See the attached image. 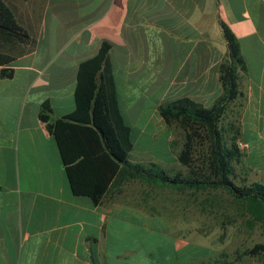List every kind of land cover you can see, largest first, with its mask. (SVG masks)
<instances>
[{"label":"crops","instance_id":"1","mask_svg":"<svg viewBox=\"0 0 264 264\" xmlns=\"http://www.w3.org/2000/svg\"><path fill=\"white\" fill-rule=\"evenodd\" d=\"M39 1L20 22L32 47L0 65V264H211L223 252L215 241L125 197L133 179L97 203L73 194L40 109L49 105L51 121L74 110L79 64L107 41L130 160L179 164L170 141L180 129L159 106L186 96L209 107L221 95L222 22L245 62L222 123L237 131L242 174L264 184V0Z\"/></svg>","mask_w":264,"mask_h":264},{"label":"trees","instance_id":"2","mask_svg":"<svg viewBox=\"0 0 264 264\" xmlns=\"http://www.w3.org/2000/svg\"><path fill=\"white\" fill-rule=\"evenodd\" d=\"M12 1L15 0H0V65L28 51L33 42L29 30L17 19ZM17 1L24 4L39 0ZM221 28L227 44L226 56L219 66L221 95L209 107L186 96L159 106L165 123L182 130L181 146L177 148L173 138L170 147L184 170L169 172L156 163L130 160L133 143L117 109L107 41L94 56L80 62L71 113L51 121L49 105L42 104L39 116L57 142L73 194L97 203L110 189L119 193L130 179L179 191L220 189L247 214L249 228L257 222L264 223V184L248 182L246 173L237 172L241 162L237 131L222 123L227 103L240 94L239 71L245 69V62L238 39L222 22ZM262 254L264 242H258L237 250L233 257L221 252L210 263L234 264Z\"/></svg>","mask_w":264,"mask_h":264},{"label":"rangeland","instance_id":"3","mask_svg":"<svg viewBox=\"0 0 264 264\" xmlns=\"http://www.w3.org/2000/svg\"><path fill=\"white\" fill-rule=\"evenodd\" d=\"M11 4L19 22L24 21L26 10L40 11L42 6L41 1H29L23 4L15 0ZM173 132L179 148L182 143V130L174 129ZM163 168L168 171L184 170L174 162L166 164ZM237 172L242 174L239 165ZM236 182L238 183L239 180L237 179ZM124 196L138 197L141 207H146L147 212L157 217V221L160 218L163 221L168 220L174 231L190 236L205 234L207 239L215 241L214 245L219 246L220 250L230 257H233L237 250L264 242V223L257 222L249 228L246 224L247 214L242 212L241 207L229 194L220 189L179 191L151 186L133 179L126 184ZM235 264H264V254L260 258L247 257Z\"/></svg>","mask_w":264,"mask_h":264}]
</instances>
